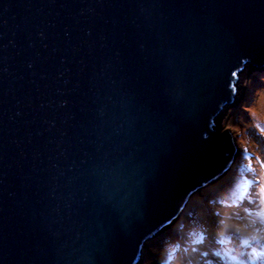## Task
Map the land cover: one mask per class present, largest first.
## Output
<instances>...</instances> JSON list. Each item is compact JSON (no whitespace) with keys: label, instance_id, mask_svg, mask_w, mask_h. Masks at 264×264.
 I'll return each mask as SVG.
<instances>
[{"label":"water","instance_id":"95a60500","mask_svg":"<svg viewBox=\"0 0 264 264\" xmlns=\"http://www.w3.org/2000/svg\"><path fill=\"white\" fill-rule=\"evenodd\" d=\"M246 78L264 0H0V264H144L227 179Z\"/></svg>","mask_w":264,"mask_h":264},{"label":"rangeland","instance_id":"374dc122","mask_svg":"<svg viewBox=\"0 0 264 264\" xmlns=\"http://www.w3.org/2000/svg\"><path fill=\"white\" fill-rule=\"evenodd\" d=\"M262 94L264 83L246 78L237 114L223 128L236 147L227 179L187 211L185 222L144 264H264Z\"/></svg>","mask_w":264,"mask_h":264},{"label":"bare ground","instance_id":"6f19581e","mask_svg":"<svg viewBox=\"0 0 264 264\" xmlns=\"http://www.w3.org/2000/svg\"><path fill=\"white\" fill-rule=\"evenodd\" d=\"M263 97H264V94H262V96H261V100H262V101H264Z\"/></svg>","mask_w":264,"mask_h":264}]
</instances>
